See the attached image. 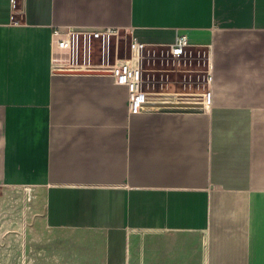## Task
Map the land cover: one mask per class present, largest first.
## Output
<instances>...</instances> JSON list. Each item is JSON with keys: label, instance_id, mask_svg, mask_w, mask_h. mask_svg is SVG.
<instances>
[{"label": "crops", "instance_id": "1", "mask_svg": "<svg viewBox=\"0 0 264 264\" xmlns=\"http://www.w3.org/2000/svg\"><path fill=\"white\" fill-rule=\"evenodd\" d=\"M85 27L131 29L172 62L142 90L198 102L130 113L111 75L58 72L53 31ZM26 192L86 262L264 264V0H0V196Z\"/></svg>", "mask_w": 264, "mask_h": 264}, {"label": "built area", "instance_id": "2", "mask_svg": "<svg viewBox=\"0 0 264 264\" xmlns=\"http://www.w3.org/2000/svg\"><path fill=\"white\" fill-rule=\"evenodd\" d=\"M11 3L15 7V0H11ZM122 33L128 38V55L124 58L118 55L119 39ZM52 37L55 48L69 56L66 64L57 66L58 72L111 75L114 83L126 86L130 113H141L147 109L167 108L151 106L168 100L162 97L158 99L160 97L142 90L141 61L146 45L133 37L131 29L123 32L118 27L56 28ZM112 40L115 41V55L111 54L113 53L110 45ZM96 44L99 45V64L91 62ZM188 45L187 36L178 35L170 46V55L173 57L183 56Z\"/></svg>", "mask_w": 264, "mask_h": 264}, {"label": "rangeland", "instance_id": "3", "mask_svg": "<svg viewBox=\"0 0 264 264\" xmlns=\"http://www.w3.org/2000/svg\"><path fill=\"white\" fill-rule=\"evenodd\" d=\"M114 40L110 43L111 52H113L111 54L113 55H115ZM119 40L118 55L124 58L128 55V40L123 33ZM145 52L146 50L142 55L143 61L146 62L147 59H151V62H155L158 68L168 69L171 67L172 62L168 66L166 63L170 59L168 54L156 52L148 55ZM143 91L149 93L144 89ZM179 98L174 100L175 103L183 101L191 103V106H195L194 103L198 102V98L194 96ZM34 205L33 196L28 192L24 195L0 196V264H17L18 258L22 257L24 264H97L96 259H90L87 262L85 259H80L81 255H79V252L76 253L77 255L74 254L75 252L71 250V246H66L61 242L57 243L55 239L48 241V235H42L41 239L39 238L38 240L37 236L39 234L34 235L35 231L32 228L33 221L38 219L37 214L34 212ZM22 211L24 213L23 220L25 221V226L23 223L20 235H23L24 241H22L23 243H16V235L20 232L17 224H20V221H22L20 218Z\"/></svg>", "mask_w": 264, "mask_h": 264}, {"label": "water", "instance_id": "4", "mask_svg": "<svg viewBox=\"0 0 264 264\" xmlns=\"http://www.w3.org/2000/svg\"><path fill=\"white\" fill-rule=\"evenodd\" d=\"M95 74H101V73H95ZM168 101H163L161 103H155L151 106L154 107H191V103H187V102H181V103H174L173 101H171L170 99H165Z\"/></svg>", "mask_w": 264, "mask_h": 264}, {"label": "bare ground", "instance_id": "5", "mask_svg": "<svg viewBox=\"0 0 264 264\" xmlns=\"http://www.w3.org/2000/svg\"><path fill=\"white\" fill-rule=\"evenodd\" d=\"M158 99H161V98H158ZM174 103H175V101H173ZM179 103H181V102H179Z\"/></svg>", "mask_w": 264, "mask_h": 264}]
</instances>
